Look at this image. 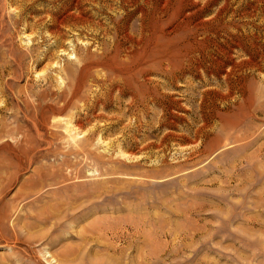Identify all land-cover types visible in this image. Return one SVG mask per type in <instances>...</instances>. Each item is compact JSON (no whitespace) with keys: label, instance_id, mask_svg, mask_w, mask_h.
<instances>
[{"label":"rangeland","instance_id":"rangeland-1","mask_svg":"<svg viewBox=\"0 0 264 264\" xmlns=\"http://www.w3.org/2000/svg\"><path fill=\"white\" fill-rule=\"evenodd\" d=\"M84 1L81 0V5L77 7L75 0H0V164L10 161L20 153L21 148L26 147L18 143L15 131L18 128L16 125H23V128L26 127L24 130L33 131L30 117L35 116L36 112L31 104L45 99L47 103L62 105L57 95L70 94V83L73 84L76 79L75 74L67 70L65 73L64 70L69 66H77L78 58L85 54L86 48L99 56L103 47L104 50L108 49L117 36L123 47L130 50L132 41L128 37L132 36V40L140 37V12L131 5L122 3V0ZM134 1L144 5L143 0ZM159 1L154 0L152 7L158 6ZM161 2L165 5L166 14L161 20L163 24L160 22L158 27L168 35L166 46L169 44L168 48L179 49L185 59L191 57L193 64L192 71L185 70L181 75L180 90L173 87L167 89L169 92H177L175 96L185 109L174 114L177 122L170 124V127L162 124L154 131L160 125L156 118L159 108L152 104L134 107L136 109L128 108L125 104L129 98L128 93L119 95L115 92V97H108L105 106L100 101L92 108L95 96L106 89L102 72L106 73V70L95 68L92 77L83 83L82 91L64 107L59 117L65 116L63 118L66 120L73 113V120L76 117L83 118L85 127L78 139L86 137L88 132L85 131L99 122L95 138L99 136L101 140H94L91 157L102 156V161L98 158L95 159L97 161L92 158L82 161L72 154L73 142H68V132L62 126L51 125L42 129L50 139L53 137V145L49 146L36 138L34 130L35 146L32 149L27 147L31 155L29 158L21 156L23 164L27 165L19 170L14 183L8 178L0 179V183H3L0 184L3 189L0 191L4 192L0 200V211L8 209L11 220L8 218L6 222L11 226L16 215L15 208L20 206L19 214L24 215L33 207L38 209L55 202L54 198L58 195L54 197L53 191H63L62 183L58 184L59 187L46 185L40 191V202L34 203L36 196H33L34 199L16 198L24 187H30V179L34 177L38 166L47 167L45 170L51 172L50 167L53 165V168L60 167L57 175L67 174V168L61 164L69 161L72 165L76 164L78 172L82 174L77 182L88 184L99 181L101 187L93 196L79 200L77 204L80 207L61 226L55 227L48 220L44 224H33L35 228L30 229L22 225L23 220L28 222L23 218L17 229L20 231L17 242L11 239L14 235L12 230L7 238L0 240V264H35L36 261L48 264L46 258L52 260L51 253H60L66 246L68 249L75 247L88 262L99 264H113L116 259L118 264H123L130 258V264L141 263L146 258L158 260L157 264H172L174 257L175 260L181 259L182 264H264V0ZM148 8L151 9L150 5ZM85 9L92 14L86 15L90 19L86 22L89 25L81 21V24L79 21L74 24L71 17L61 26L58 23L53 26V15L62 19L69 13L76 15ZM125 12L130 13L123 18ZM112 20L120 25L119 31L114 29L116 24ZM151 22H154L153 16L150 25ZM77 48H80V54ZM123 54L122 58L126 59L127 55ZM153 78L164 81L159 75ZM117 99L119 104L115 101ZM92 111H101L98 114L104 115L103 118H96ZM138 115L142 119L138 123L140 126L134 123ZM226 119H229L228 124L223 123ZM169 130L174 132L172 136L166 135ZM39 141L42 142L38 147ZM148 141L157 142L144 147ZM120 142L121 145L130 146L136 153L135 157L119 158L116 153ZM16 159L18 156L11 161L18 162ZM109 159L114 162L104 163ZM3 174L1 172L0 175ZM40 183L38 181L37 185ZM46 190L48 195L44 192ZM28 220L33 223L31 219ZM130 221L138 225L139 229L128 228ZM118 223L126 225V228L119 230L117 237L110 232L107 235L101 233L103 227ZM21 229L25 231L22 233ZM42 229L59 234L53 241L48 238L33 244L26 242L27 235ZM159 230L166 232L165 236L158 237ZM153 231L158 233V238L151 240L150 233ZM81 235L88 236L89 241H82Z\"/></svg>","mask_w":264,"mask_h":264},{"label":"bare ground","instance_id":"bare-ground-1","mask_svg":"<svg viewBox=\"0 0 264 264\" xmlns=\"http://www.w3.org/2000/svg\"><path fill=\"white\" fill-rule=\"evenodd\" d=\"M77 1V7H78V4L81 3V0H75ZM84 1V0H83ZM91 1V0H90ZM114 1V0H113ZM162 1V0H161ZM159 1L158 2V6H156L155 8L152 7L153 3H154V0H143L144 2V5H140L139 2H136L134 0H122L121 2L122 3H126V4H129L131 5L132 7H134L138 12H140V17L138 19H140V28H141V35L140 37H138V39L136 40H132V36L131 37H128L129 34L127 35V37L129 38V41L131 40V44L130 45V50L129 48L127 49L126 47L124 48L123 47V43L120 41L119 38H117V36L114 37V39L112 40L113 38V34L111 35L112 38L111 40L113 41H110L112 42L108 47V49H105L104 50V47H103V50L102 52L100 53V55H96L94 52L92 53V51L90 52L88 50V48H86V52L83 56H81L80 58H78V62L79 64L76 66H69V67H66L65 65V73H66V70L67 71H70L72 72L73 74H75L76 76V79L74 80V83L73 81H71L73 84L70 83V94H67V93H61V94H58L57 97H58V100H59V103H61L62 105L61 106H57L55 104H53L52 102L51 103H47L45 102L43 99V101H40L38 102L37 104H31V108H33L36 112V115L35 116H31L30 118V121H32L33 123V131L35 130V136L36 138H40V140H43V142H45L46 144L49 145H53V137L50 139L48 135H46L44 133V129L45 128H48L50 127L51 125H54V126H62L64 128V130H66L68 132V139L70 141H72L73 143V148H72V151L71 153L74 154L76 157H79V159L82 161H88L89 158H92L91 157V154H92V147L94 146V140L97 139V141L99 142L101 139L100 137L98 136L97 138H95V134L97 133L96 132V128L98 127V124L99 122H97L98 124H94L91 128L87 129L85 131L88 132L86 137H84L83 139H78L77 137L79 136L80 133H82L84 130V124L82 122V117H76L75 120H73L74 116H73V113L71 115H68V118L65 120L63 117L65 116H61L59 117L63 110H64V107L68 106V104L71 102L72 98H75L79 95L80 93V90L82 89V86L85 84L84 82H86V80L89 78V77H92L91 76V73H93L94 69L97 68L99 70L101 69H104L106 70V73L103 72V78L104 81H105V85H106V89L105 91L98 95L97 97L95 96V100H94V103L91 104L92 105V108L93 106H95L96 104H98V102L101 101V104H105L106 102H108L109 98L110 97H115L113 96V94L116 92L117 94L119 95H124L126 93H128L129 95V98L126 97V100L128 98V101L127 103L125 102L126 104V107L128 108H133V109H136L134 107H147L149 104H152V105H155L159 108V110L157 111L158 113V117L156 116V118L158 119V123L160 124L158 127H156L154 129L155 130H158L160 128V126L163 124L165 126H169L170 127V124H173L177 121H175V116L174 114L177 115V112L179 110H183L185 108L182 107L181 103H180V99L178 97L175 96V94H177V92H169L167 91L168 87H173V89H176L177 91L181 89V85H179V80L182 79L181 75L184 74L185 70H189V71H192L193 69V64L191 62V57H188L187 59L184 58L183 56V53L177 49H170L168 48L167 46L169 44H167L166 46V33L164 32L165 30L162 29V28H159L158 25L159 23L161 22V20L164 18L165 16V5ZM60 2V1H59ZM58 2V3H59ZM86 2V1H84ZM83 2V3H84ZM92 2V1H91ZM117 2V1H115ZM119 2V1H118ZM141 2V1H140ZM57 3V2H56ZM62 3V2H61ZM75 3V2H74ZM107 3V2H106ZM105 3V5H106ZM63 4V3H62ZM69 4V3H68ZM73 4V3H72ZM91 4V3H90ZM99 4V3H98ZM60 5V4H59ZM81 5V4H80ZM92 5V4H91ZM96 5V4H95ZM150 5L151 9L148 8V6ZM89 6V5H88ZM100 6V5H99ZM147 6V7H146ZM154 6V5H153ZM56 7V6H55ZM54 7V8H55ZM96 7V6H95ZM118 7V6H117ZM59 8V7H58ZM103 8H104V4H103ZM80 9V8H79ZM101 9V8H99ZM108 9V8H107ZM81 10V9H80ZM110 10V9H109ZM116 10V9H115ZM52 11V10H51ZM70 11V10H69ZM97 11H98V6H97ZM108 11V10H107ZM127 11V10H126ZM133 11V10H132ZM63 12V11H62ZM92 12V11H91ZM99 12V11H98ZM50 13V11H49ZM69 13V12H68ZM110 13V12H109ZM129 13L130 12H125L122 14V17L123 18H126L129 16ZM54 14V13H53ZM70 14H73V13H69L68 16H65L64 18L62 19H59L58 17L56 16H52L51 18L54 20V25L56 23H58L59 26H61V24H63L65 21H67L68 19H70L71 17H73V23L75 24V21H80L81 22H88L90 21L89 16L92 15L91 13L89 14L87 9H85V11H79V14H76L73 16H71ZM100 14V13H99ZM86 15H89V16H86ZM94 15V14H93ZM103 15V14H102ZM59 16V15H58ZM95 16H96V13H95ZM104 16V15H103ZM110 16L112 17L113 15L110 14ZM132 16V15H131ZM153 16L154 18V22H151L152 25L149 24V21H150V18ZM60 17V16H59ZM114 17V16H113ZM112 17V18H113ZM134 17V16H132ZM100 18V17H98ZM115 19V18H114ZM111 20V19H110ZM137 20V19H136ZM71 21V20H70ZM100 21V20H99ZM127 21V20H126ZM131 21V20H130ZM113 24H116V21L112 20ZM46 23V22H45ZM90 23V22H89ZM98 23V22H97ZM162 23V22H161ZM77 24V23H76ZM81 24V23H80ZM87 24V23H86ZM96 24V22L94 23ZM126 24V23H125ZM131 24V23H130ZM129 24V26H131ZM163 24V23H162ZM65 25V24H64ZM89 25V24H87ZM91 25H92V22H91ZM154 25V26H153ZM76 26V25H75ZM119 24H116L115 25V28L116 31H119ZM124 26V25H123ZM128 26V27H129ZM137 26V25H136ZM58 27V26H56ZM68 27V26H67ZM74 27V26H73ZM97 27V26H96ZM111 27V26H109ZM126 27V26H124ZM60 28H63L60 27ZM84 28H86L84 26ZM132 27H130V30L132 31L131 29ZM52 29V28H51ZM59 29V28H58ZM76 29V28H75ZM102 29H104L102 27ZM113 29V28H112ZM128 29V28H127ZM137 29V28H135ZM49 30V29H48ZM68 30V29H66ZM70 30V29H69ZM68 30V31H69ZM110 30V29H109ZM71 31V30H70ZM122 31V30H121ZM140 31V30H139ZM53 32V31H52ZM57 33V31H54ZM62 32V31H61ZM110 32V31H109ZM115 33V30L113 31ZM125 32V31H124ZM138 32V31H137ZM82 33V32H81ZM128 33V32H127ZM131 33V32H129ZM134 34V32H132ZM52 34V33H51ZM125 34V33H124ZM136 34V33H135ZM58 35H61L60 33H58ZM131 35V34H130ZM106 35H104L105 37ZM121 36V35H120ZM126 36V35H125ZM138 36V35H137ZM86 37V36H85ZM88 37V36H87ZM108 37V36H107ZM124 37V36H123ZM45 38V37H44ZM56 38V37H55ZM62 38V37H61ZM75 38V37H74ZM79 38V37H78ZM93 38V37H92ZM100 38V37H99ZM134 38V37H133ZM169 38V37H168ZM78 40V39H76ZM103 40V39H102ZM106 40V39H105ZM104 40V41H105ZM121 40H123L121 38ZM170 40V39H169ZM59 41V40H58ZM94 41V40H93ZM103 41V42H104ZM173 41V40H172ZM56 42V41H55ZM60 42V41H59ZM64 42V40H63ZM62 42V43H63ZM84 42V41H83ZM100 42V41H99ZM126 42V41H125ZM168 42V40H167ZM86 43V42H85ZM88 43V41H87ZM106 43V42H104ZM130 43V42H128ZM89 44L90 41H89ZM88 44V45H89ZM98 44V43H97ZM100 44V43H99ZM109 44V43H108ZM125 44V43H124ZM173 44V43H172ZM55 45V44H54ZM79 45V44H78ZM87 45V44H86ZM180 46V45H179ZM88 47V46H87ZM110 47H112V49H110ZM33 48V46H32ZM76 48V47H75ZM85 48V47H84ZM107 48V47H106ZM185 48V47H184ZM15 49V48H14ZM13 49V50H14ZM35 49V48H34ZM37 49V48H36ZM78 49V52H79V49L80 48H77ZM76 50V49H75ZM85 50V49H84ZM17 51V50H16ZM37 51V50H36ZM64 51V50H63ZM8 52V51H7ZM13 52V51H11ZM27 52V51H26ZM76 52V51H75ZM96 52V51H95ZM98 52V50H97ZM96 52V53H97ZM28 53V52H27ZM123 53H126V54H123ZM8 54V53H7ZM10 54V53H9ZM8 54V55H9ZM16 54V53H15ZM32 54V53H31ZM75 54V53H74ZM80 54V52H79ZM82 54V53H81ZM122 54L123 55H127L126 59H123L122 58ZM20 55H22L20 53ZM29 55V54H28ZM78 55V54H77ZM24 56V54H23ZM22 56V57H23ZM32 56V55H31ZM56 56V55H55ZM12 57V55H11ZM16 57V55L14 56ZM27 57V56H26ZM30 57V56H29ZM36 57V56H35ZM34 57V58H35ZM76 57H79V56H76ZM75 57V58H76ZM194 57V56H193ZM18 58V57H17ZM15 59V58H14ZM13 59V60H14ZM20 59V58H19ZM12 60V61H13ZM77 60V58H76ZM215 60V59H214ZM11 61V62H12ZM17 60H15L16 62ZM21 61V59L19 60ZM54 62V61H53ZM51 62V63H53ZM57 62V61H56ZM201 63V62H200ZM58 64V63H57ZM71 64V63H70ZM69 64V65H70ZM77 64V63H76ZM195 64V63H194ZM52 65V64H51ZM64 67V66H63ZM17 68V67H16ZM15 68V69H16ZM20 68V67H19ZM23 70V69H22ZM61 70V69H60ZM188 71V72H189ZM13 74L14 71H12ZM16 72V71H15ZM45 72V71H44ZM11 73V72H10ZM100 73V71H99ZM42 73L40 72V75ZM61 74H62V70H61ZM44 75V73H43ZM67 75V74H66ZM155 75H159V76H162L164 78V81L162 80L161 81H158V80H155L153 77ZM227 75V74H226ZM12 76V75H11ZM42 76V75H41ZM94 76V75H93ZM228 76V75H227ZM43 77V76H42ZM59 77V76H58ZM69 77V76H68ZM65 78V77H64ZM67 78V77H66ZM71 78V77H70ZM101 78H102V75H101ZM43 79V78H42ZM44 79H45V76H44ZM93 79V78H92ZM96 79V78H95ZM41 80V78H40ZM50 80V79H49ZM48 80V81H49ZM57 80V79H56ZM61 80H64L62 79L61 77ZM71 80V79H70ZM45 81V80H44ZM91 81V79L89 80V82ZM95 81V80H94ZM47 82V81H46ZM58 82V81H57ZM70 82V81H69ZM88 82V83H89ZM188 82V81H187ZM48 83V82H47ZM50 83V81H49ZM84 83V84H83ZM61 84V83H60ZM68 84V83H66ZM65 84V85H66ZM94 84V82H93ZM101 85H102V80H101ZM194 85V84H193ZM67 86V85H66ZM85 87V86H84ZM68 89V88H67ZM188 89V88H187ZM64 90V89H63ZM49 91V90H48ZM47 91V92H48ZM55 91V90H54ZM65 91V90H64ZM67 91V90H66ZM82 91V90H81ZM28 92V91H27ZM34 92H36L34 90ZM52 92V91H50ZM49 92V93H50ZM33 93V92H31ZM38 93V92H37ZM40 93V92H39ZM38 93V94H39ZM55 93H59V92H55ZM69 93V92H68ZM115 93V95H116ZM95 94V93H94ZM51 95V94H50ZM49 95V96H50ZM91 95V94H89ZM96 95V94H95ZM27 96H28V93H27ZM30 96V95H29ZM46 96V95H45ZM52 96V95H51ZM56 96V95H55ZM38 97L35 96V98ZM44 97V95H43ZM47 97V96H46ZM56 97V98H57ZM109 97V98H108ZM118 97V96H117ZM192 97V96H191ZM198 97V96H197ZM48 98V97H47ZM46 98V99H47ZM55 98V97H54ZM54 98H52L54 100ZM184 98V97H183ZM27 99V98H26ZM25 99V100H26ZM37 99V98H36ZM83 100V98H81ZM86 99V98H84ZM123 99V98H122ZM120 98V100H122ZM52 100V101H53ZM57 100V99H55ZM114 100V99H113ZM124 100V99H123ZM30 101V99H29ZM32 101V100H31ZM47 101V100H46ZM87 101V100H86ZM118 102V99L115 100ZM50 102V101H49ZM85 102V101H84ZM92 102V100H91ZM214 103V102H213ZM117 104V103H116ZM121 104V103H120ZM85 105V104H84ZM24 106H26L24 104ZM105 106V105H104ZM117 106V105H116ZM29 107V106H28ZM76 107V105H75ZM75 107H74V111H75ZM90 108V106H87ZM97 107V106H96ZM101 107V106H100ZM120 107V106H119ZM200 111L202 110V106L200 105ZM81 108V107H80ZM111 108V107H110ZM114 108V107H113ZM123 110V106L121 107ZM183 108V109H182ZM21 109V108H20ZM29 109V108H28ZM26 109V111L28 110ZM23 111V109H21ZM32 110V109H31ZM33 110V111H34ZM88 110V109H87ZM145 110V109H144ZM187 110V109H186ZM70 111V110H69ZM125 111V110H124ZM133 111V110H132ZM155 111V112H156ZM81 112V110H80ZM101 112V111H100ZM98 112V113H100ZM140 112V111H139ZM213 112V111H212ZM96 118H103L102 114H98V113H94L93 111L91 112ZM102 113V112H101ZM24 115L26 114L23 113ZM28 114V112H27ZM70 114V113H69ZM104 114V113H103ZM120 114V113H117V115ZM122 115L124 113H121ZM127 114V113H126ZM138 114V113H137ZM31 115V114H30ZM55 115V116H54ZM75 115V114H74ZM140 115V114H139ZM138 115V116H139ZM180 115V113H179ZM183 117V114H181ZM194 115V114H193ZM58 116V117H56ZM83 116V115H82ZM131 116V114H130ZM129 116V117H130ZM196 116V115H195ZM27 117V116H26ZM67 117V116H66ZM122 117V116H121ZM127 117V116H126ZM133 117V116H132ZM180 117V116H179ZM202 117V116H201ZM215 117V116H214ZM53 118V122H51ZM63 118V119H62ZM120 119V117H118ZM135 122L137 124V126H140L138 123H141V120L140 119V116L139 117H135ZM154 118V116H153ZM88 119V117H87ZM95 119V118H94ZM118 119V120H119ZM132 119V118H131ZM208 119V118H207ZM177 120V119H176ZM227 120V121H226ZM224 121L226 122H223V123H226L228 124L227 122H229V119H226ZM26 121V119H25ZM129 121V120H127ZM223 121V120H222ZM235 121V120H234ZM234 121H230V122H234ZM91 122V121H89ZM95 122V123H96ZM236 122V121H235ZM16 123V122H15ZM92 123V122H91ZM189 123V122H188ZM18 124V123H17ZM131 124V123H130ZM143 124V123H142ZM157 124V122H156ZM190 124V123H189ZM236 124V123H235ZM234 124V125H235ZM135 125V124H134ZM206 125V124H205ZM32 126V124H31ZM128 126V125H126ZM131 126V125H130ZM172 126V125H171ZM191 126V125H190ZM224 126V125H223ZM231 126V124H230ZM17 131H15L17 133V136H18V143L21 142L23 143L24 146L26 147H23L21 148L20 150V153L17 154L18 156V162H13L15 161V159L13 160L14 157H17V156H13V158L10 161H7V162H3L2 164H0V167H1V172L2 174H6L4 176L3 175H0V179L2 178H8V180H10V182H13L14 183V179H17V173L19 172V170L21 171V169L23 168V166L26 164H23L24 163V156H27L28 158L30 157V153H29V149L28 148H34V134H32V132H30V130L28 131L27 129L24 130V127L23 128V125L22 127L19 125L17 126ZM15 127V128H16ZM132 127V126H131ZM177 127V126H176ZM189 127V126H188ZM206 126H204V129H205ZM31 128V127H30ZM124 128V126H123ZM122 128V129H123ZM128 128V127H127ZM192 128V127H191ZM43 129V130H42ZM176 129V128H175ZM190 129V127H189ZM16 130V129H15ZM48 129H46L47 131ZM50 130V129H49ZM125 130V129H124ZM129 130V129H128ZM132 130V128H131ZM202 130V129H201ZM14 131V130H13ZM200 131V130H199ZM55 132V131H54ZM197 132H198V128H197ZM203 132V130H202ZM13 133V132H12ZM56 133V132H55ZM158 133V132H157ZM167 134H174V132L171 130H169V132L166 133ZM178 134V133H177ZM195 135V134H194ZM193 135V136H194ZM11 136V134H10ZM15 136V135H14ZM52 136V135H50ZM55 136V134H54ZM165 136V135H164ZM172 136V135H171ZM16 137V136H15ZM14 137V138H15ZM127 137V136H126ZM241 137V136H240ZM59 138V136H58ZM57 138V139H58ZM193 138V137H192ZM242 138V137H241ZM148 139V138H147ZM163 139V138H162ZM183 139V138H182ZM185 139V138H184ZM146 140V138H145ZM161 140V138L159 139ZM192 140V139H191ZM201 140V139H200ZM244 140V139H243ZM7 142V140H5ZM38 141V140H37ZM196 142V140H194ZM42 142V141H41ZM39 141L38 144L41 143ZM66 142V141H65ZM155 142L157 141H148L145 143L144 147H147V146H151V145H154ZM9 143V142H7ZM17 143V142H15ZM200 143H202L200 141ZM69 144V143H67ZM198 144V142H197ZM8 145V144H7ZM115 145V144H114ZM128 145V144H127ZM162 145V144H161ZM202 145V144H201ZM208 145V144H207ZM19 146V144H18ZM106 146V145H105ZM197 147V145H195ZM28 147V148H27ZM37 147V146H36ZM39 147V145H38ZM41 147V146H40ZM108 147V146H107ZM159 147V146H158ZM161 147V146H160ZM207 147V146H206ZM195 148V147H194ZM20 149V148H19ZM143 149V148H142ZM204 149V148H203ZM18 150V149H17ZM35 150V149H33ZM208 150V148H207ZM206 150V151H207ZM15 151V150H14ZM13 151V152H14ZM192 151V150H191ZM19 152V151H18ZM195 152V151H194ZM197 152V151H196ZM33 153V152H32ZM193 152H191L192 154ZM15 154V152H14ZM30 154V155H29ZM194 154V153H193ZM23 155V158L21 159V156ZM116 155H118V157H124L126 159H129L131 157H135L136 153L131 150V147L130 146H124V145H121V142L117 144V153ZM26 157V158H27ZM117 157V158H118ZM27 158V159H28ZM98 160L102 161L101 157H97ZM97 158H92L93 161H97L95 159ZM104 158V157H103ZM26 161V160H25ZM72 161V160H71ZM81 161V162H82ZM29 162V161H28ZM27 162V163H28ZM30 162H31V158H30ZM113 163L114 161L113 160H108V161H105L104 163ZM120 163V162H119ZM29 164V163H28ZM27 165V164H26ZM62 166L66 167L67 168V171L68 173H61V174H58L57 175V171H59L60 167H56V168H53V165L50 167L51 168V172H49L48 170H45L47 167H44V166H38L35 170V175H33L34 177L31 178V184H30V187H24L22 191H20L19 193H17L16 195V198L17 199H24V198H30V197H33V196H36V198L34 199V203H36L35 201H38L40 202L41 201V194H40V191L46 186V185H57L59 187L58 184H63L64 185V190L62 191L61 189L58 190V191H53V196L55 197V195H58V197H55V202L52 204L51 202V205L47 204V203H44V204H47L46 206L44 207H41V208H36V209H33L31 208V210H27L25 213H23L24 215H21L19 214V212L21 210H19L18 208H15L16 211H14L16 213V215H14V219L12 221V225L9 226L8 223L6 222L8 218H10L11 220V217H10V214H8V209H5V210H1L0 211V240L3 239V238H7V234L10 233V231H14V234L13 237L11 239H13L14 241L17 242V240L20 239V235H19V230L18 227L20 226L19 223L22 222L23 218L24 219H27V221L29 222L28 219H31L33 223H28V222H24V224L22 225H26L28 228L30 229H33L35 228L33 226V224H36V223H39V224H44L46 223L48 220H49V223L52 224L53 226H59L60 224L63 223V221L65 219H69L70 217H72L73 215V212H76V209H78L79 204H77V202L85 197H89V196H93L94 192H97L100 187H101V182L99 181H95V182H92V183H84V182H77V180L81 179V175L80 173L78 172V169H77V165L76 164H71L69 161H64L62 162L61 164ZM80 165V164H79ZM29 166V165H28ZM26 167V166H25ZM66 168H64L66 170ZM25 169V168H24ZM3 170V171H2ZM62 170V168H61ZM63 171V170H62ZM0 172V174H1ZM60 173V172H59ZM19 177V176H18ZM76 180V181H71V180ZM3 180V179H2ZM7 180V181H8ZM47 180H51V181H47ZM1 181V180H0ZM6 181V180H5ZM40 181V185H37V182ZM80 181V180H79ZM106 181V180H105ZM2 182V181H1ZM0 184H3V183H0ZM1 186V185H0ZM47 187V186H46ZM55 187V186H54ZM1 190H3L2 188H0ZM36 189V190H35ZM45 189V188H44ZM51 189V188H50ZM59 189V188H58ZM47 195H48V191H44ZM62 193H68L66 195L62 194ZM52 194V193H51ZM3 195H4V192L3 191H0V200L3 198ZM97 196H101V195H97ZM95 198V197H94ZM96 199V198H95ZM98 199H101V198H98ZM44 201V200H43ZM82 201V200H81ZM90 201V200H89ZM88 201V202H89ZM96 201V200H95ZM98 201V200H97ZM33 202V201H32ZM84 202V201H83ZM77 204L76 206H72V204ZM81 203V202H79ZM83 204V203H81ZM90 204V203H89ZM94 205V204H93ZM17 206V205H16ZM19 210V211H18ZM18 211V213H17ZM12 213V212H11ZM189 213V211H188ZM187 213V214H188ZM196 213V212H195ZM14 214V213H13ZM12 214V216H13ZM186 214V215H187ZM191 214V213H190ZM193 214V213H192ZM184 217V216H183ZM188 217V216H187ZM66 222V221H65ZM131 224H129L130 227L128 228H131V229H139L138 225H136L133 221H130ZM49 224V225H50ZM39 226V225H37ZM36 226V227H37ZM44 228H46V225H43ZM61 226V225H60ZM128 226V225H127ZM48 227V225H47ZM100 226H98L99 228ZM60 228V227H59ZM58 228V229H59ZM97 228V227H96ZM123 228H126V225L124 224H121V223H118V224H112L110 226H106V227H103V229H100L101 230V233L103 232V235H107L108 232L116 235L120 234L119 230L123 229ZM52 229V228H51ZM54 229V228H53ZM22 230V229H21ZM25 231V229H23ZM22 230V233L24 232ZM45 229H42V231H38L36 233H31L29 235H27L26 237V242L30 243V244H33V243H36V242H39V241H45L46 239L48 238H52L51 240L53 241V239L59 234V233H56V231H51L50 229V232L49 231H43ZM97 230V229H96ZM126 230V229H125ZM11 231V232H12ZM28 231V230H27ZM36 231V230H35ZM160 231V230H159ZM122 232V231H121ZM135 232V231H134ZM26 233V232H25ZM139 233V232H138ZM161 233V234H160ZM160 233L158 234L157 232H151L150 233V239L154 240V239H157L160 235H164L166 234V232H163L162 230L160 231ZM157 234H158V237H157ZM189 234V233H187ZM25 236V235H24ZM84 236V235H83ZM122 236V235H121ZM165 236V235H164ZM61 237V235H60ZM82 237V235H81ZM80 238V237H79ZM82 241L84 242H88L89 241V237H82L81 238ZM80 240V241H81ZM13 241V242H14ZM3 242V241H2ZM8 242V241H7ZM22 242V241H21ZM65 247V245H64ZM63 250V249H62ZM78 250H76L75 247L71 246V248L69 247V249L67 248L66 246V249L64 248V251H59L60 253H57V254H52L51 253V257H52V260H49L48 258H46V261L48 264H99V263H96V262H88L86 260V258L84 257V254L83 253H78L77 252ZM82 252V251H81ZM122 252V251H121ZM125 252V251H124ZM176 252V251H175ZM119 253V252H118ZM19 254V253H18ZM21 255V254H20ZM44 257H45V252H44ZM124 255V253L122 254V256ZM128 255V254H127ZM126 257V255H125ZM33 258V257H32ZM127 258V257H126ZM176 258V257H174ZM172 259L173 262L172 264H182V260L181 259H178V260H175V259ZM120 259V258H119ZM131 258L129 260H127V262H123V264H130V261ZM17 261V260H16ZM39 261V260H38ZM54 263H53V262ZM125 261V260H124ZM134 261V260H133ZM161 261V260H160ZM15 262V261H14ZM98 262H100V260L98 259ZM112 262V261H111ZM114 262V263H113ZM112 263L113 264H118L117 263V259L116 261H113ZM141 263H138V264H152L155 263H159L158 260H151V258L149 259H143L142 261H140ZM24 264V262H22ZM43 263V262H42ZM109 263V262H108ZM11 264V263H10ZM19 264V263H18ZM35 264H41V262H37ZM134 264V263H133ZM136 264V262H135Z\"/></svg>","mask_w":264,"mask_h":264}]
</instances>
